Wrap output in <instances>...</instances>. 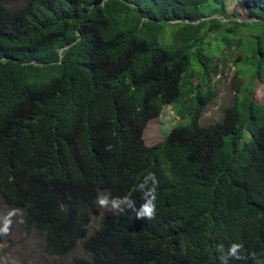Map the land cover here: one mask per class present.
I'll list each match as a JSON object with an SVG mask.
<instances>
[{
    "label": "trees",
    "instance_id": "trees-1",
    "mask_svg": "<svg viewBox=\"0 0 264 264\" xmlns=\"http://www.w3.org/2000/svg\"><path fill=\"white\" fill-rule=\"evenodd\" d=\"M244 1L247 17L228 0H0V197L50 255L264 264V0ZM257 23L245 48L237 33ZM219 56L237 66L235 101L203 126ZM167 105L177 125L149 146ZM149 174L154 218L125 206L89 234L98 194L139 209Z\"/></svg>",
    "mask_w": 264,
    "mask_h": 264
},
{
    "label": "rangeland",
    "instance_id": "rangeland-1",
    "mask_svg": "<svg viewBox=\"0 0 264 264\" xmlns=\"http://www.w3.org/2000/svg\"><path fill=\"white\" fill-rule=\"evenodd\" d=\"M27 0H4L5 4L11 9H19ZM244 0H228L229 15L232 13H240L244 17L248 16V11L244 8ZM216 17V16H215ZM240 21H243L239 19ZM252 23L250 18L244 20ZM262 24H250L242 27L237 33V40L247 48L251 42L253 43L257 36L260 35ZM233 35V33H231ZM225 51H228L226 49ZM224 56L215 58V62L221 65V74L213 77L211 85L216 92V96L208 104L202 118L203 126L213 125L222 122L225 110L234 105L236 93L233 89V81L238 69L231 62H226ZM254 99L264 103V82L257 81L254 87ZM179 117H177L173 106L167 105L163 113L152 124L149 129V138L144 135L143 142L149 146H153L163 142L169 134L173 126L177 125ZM151 130V132H150ZM10 209L0 197V217L7 215ZM109 208H101L98 206L97 214L93 216L90 225L89 234L93 233L101 224L102 220L110 213ZM24 213L17 211L12 217L13 223L7 235H0V264H73L75 257H86V252L80 245L79 248L66 255L55 256L50 255L46 250V240L39 232L32 230L26 231L23 227Z\"/></svg>",
    "mask_w": 264,
    "mask_h": 264
},
{
    "label": "clouds",
    "instance_id": "clouds-1",
    "mask_svg": "<svg viewBox=\"0 0 264 264\" xmlns=\"http://www.w3.org/2000/svg\"><path fill=\"white\" fill-rule=\"evenodd\" d=\"M150 179L153 182L152 189L145 194V203H143L139 209L135 208L134 201H131L129 198H109V195H99L97 196L96 203L101 208H109L110 211L114 213H123L125 211V206L131 208L136 212L137 219L143 218H154L155 215V186L158 184V181L155 178L154 174H149L146 180ZM150 197V198H148ZM16 209L10 211L7 215L0 217V235H7L9 233L10 227L13 223L12 217L17 214ZM23 223V220H20ZM241 245H233L231 248V253L235 255L237 250Z\"/></svg>",
    "mask_w": 264,
    "mask_h": 264
}]
</instances>
